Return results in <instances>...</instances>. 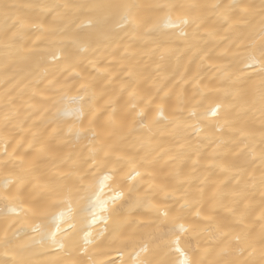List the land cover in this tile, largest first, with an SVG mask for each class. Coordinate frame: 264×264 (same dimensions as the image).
Returning <instances> with one entry per match:
<instances>
[{"label":"bare ground","instance_id":"6f19581e","mask_svg":"<svg viewBox=\"0 0 264 264\" xmlns=\"http://www.w3.org/2000/svg\"><path fill=\"white\" fill-rule=\"evenodd\" d=\"M262 32L264 0H0V264H264Z\"/></svg>","mask_w":264,"mask_h":264},{"label":"snow or ice","instance_id":"6c2138e0","mask_svg":"<svg viewBox=\"0 0 264 264\" xmlns=\"http://www.w3.org/2000/svg\"><path fill=\"white\" fill-rule=\"evenodd\" d=\"M160 7L166 8V9H172L174 7V5L164 4V5H160ZM122 19H124L125 21L130 19L129 13H126ZM180 23L187 24L188 20L187 19L181 20ZM176 26L179 27V24H177ZM257 51L259 52V56L258 57L255 54L250 55L244 62L245 63V67L243 69V73L244 74H248L249 72H251V73H254V75L249 76L248 80H239L238 79V85L241 88H243L244 85L247 84L249 80L259 79L261 88L264 89V32L261 33V36H260V47L257 49ZM218 108H219V106L217 105L216 107L209 109V112L211 113L212 116H216L217 115ZM160 115L163 116V113L161 112ZM140 175H141V173L139 171H134V173L131 174V179L132 180H136L137 177H139ZM104 179H105V181H107L109 179V177L105 176ZM101 191H103V185L101 186ZM64 195H65L64 202L68 205V211H67V213L61 212L58 217L53 216V219H55V220H64L66 216L67 217L71 216L72 193H71V191H69V192H67ZM119 198H120V195L117 194L115 197H113L112 203L114 204L115 201L118 200ZM107 203H108L107 201H103L99 197L97 198V206L101 210H105V211L107 210ZM92 222L93 223L96 222L95 218L93 219ZM71 226L72 225L69 224V227H71ZM180 228H181V230H184V226L183 225H180ZM56 232H60L59 224H57ZM64 234L66 235L67 231ZM51 236H52L53 243L60 244V247L64 246L62 241L56 240V233H52ZM177 251H179V249H177ZM93 264H96V262L93 261ZM138 264H139V262H138ZM183 264H193V261L185 259L183 261Z\"/></svg>","mask_w":264,"mask_h":264}]
</instances>
